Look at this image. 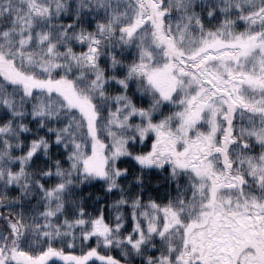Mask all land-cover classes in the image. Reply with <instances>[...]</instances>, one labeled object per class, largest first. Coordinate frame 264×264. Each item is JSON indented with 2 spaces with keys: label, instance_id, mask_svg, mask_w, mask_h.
Segmentation results:
<instances>
[{
  "label": "snow or ice",
  "instance_id": "snow-or-ice-1",
  "mask_svg": "<svg viewBox=\"0 0 264 264\" xmlns=\"http://www.w3.org/2000/svg\"><path fill=\"white\" fill-rule=\"evenodd\" d=\"M0 264H264V0H0Z\"/></svg>",
  "mask_w": 264,
  "mask_h": 264
}]
</instances>
